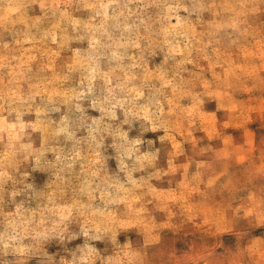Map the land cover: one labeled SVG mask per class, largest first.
<instances>
[{"label":"clouds","instance_id":"1","mask_svg":"<svg viewBox=\"0 0 264 264\" xmlns=\"http://www.w3.org/2000/svg\"><path fill=\"white\" fill-rule=\"evenodd\" d=\"M257 121L264 0H0V264H264Z\"/></svg>","mask_w":264,"mask_h":264},{"label":"rangeland","instance_id":"2","mask_svg":"<svg viewBox=\"0 0 264 264\" xmlns=\"http://www.w3.org/2000/svg\"><path fill=\"white\" fill-rule=\"evenodd\" d=\"M13 14H15V13H13ZM245 55H248V53H245ZM255 115H256V110L253 109L252 110V117L254 118ZM231 126L232 125H230V124H226L225 125V127H231ZM236 127H245V124L244 123H237ZM249 128H250V130L248 131V135L250 137V143L254 146L255 141H254V137H253L252 131L254 133H256L257 138L259 139L260 136H264V129H261L259 127V122L258 121L250 124L249 125ZM230 131H232V130H230ZM232 134L234 136H236L237 138H239V136H240V132L239 131H232ZM149 135L151 136L152 134H149ZM177 139L179 140V137H177ZM225 142L226 143H230L231 142V137L230 136L227 137L226 140H225ZM243 158H244V156L241 155V159H243ZM180 159H183V157L181 156ZM189 228H192V225H189ZM197 230H199V225H197ZM262 231H264V230H262ZM226 239H228L229 242H231V238H226Z\"/></svg>","mask_w":264,"mask_h":264}]
</instances>
